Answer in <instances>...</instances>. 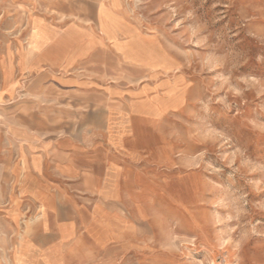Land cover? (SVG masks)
Instances as JSON below:
<instances>
[{"label": "rangeland", "instance_id": "rangeland-1", "mask_svg": "<svg viewBox=\"0 0 264 264\" xmlns=\"http://www.w3.org/2000/svg\"><path fill=\"white\" fill-rule=\"evenodd\" d=\"M112 3L119 10L108 18L123 20L125 32L138 24L160 37L176 85L162 102L180 103L133 116V130L108 140L121 146L118 157L105 155L103 141L113 169H83L87 149L64 137L82 132L90 108L40 102L55 92L24 89L42 79L21 71L36 26L66 37L67 12L0 0V242L22 228L30 238L41 225L92 226L103 215L108 233L128 244L125 259L264 264V0ZM147 61L169 68L158 55Z\"/></svg>", "mask_w": 264, "mask_h": 264}, {"label": "crops", "instance_id": "crops-1", "mask_svg": "<svg viewBox=\"0 0 264 264\" xmlns=\"http://www.w3.org/2000/svg\"><path fill=\"white\" fill-rule=\"evenodd\" d=\"M112 1L43 0L46 9L67 12L69 34L61 38L50 35L38 24L28 40V57L21 62L22 72L42 79L37 87L26 84L24 89L55 92L40 102H84L90 108L82 115V132H67L64 137L74 140L75 148L87 149L85 170H91L92 163H99L102 171L114 168L103 158V141L105 155L124 154L119 143L108 140L113 136L122 139L133 130V116L153 117L180 103L162 102L166 91L176 85L166 76L171 65L164 47L158 46L157 51L160 37L143 34L136 29L138 24L125 32L123 20H109L119 10ZM136 38L137 47L133 45ZM157 55L167 60L169 68L147 61ZM52 147L51 153H58L56 140ZM95 148L100 150L99 159L92 153ZM92 219V226L64 230L41 225L30 238L24 236L26 228L10 233L14 236L0 242V264H155L125 259L129 246L117 230L108 233L103 215ZM45 235L47 241H43Z\"/></svg>", "mask_w": 264, "mask_h": 264}]
</instances>
